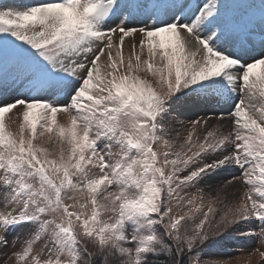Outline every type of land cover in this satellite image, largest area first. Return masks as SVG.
I'll return each mask as SVG.
<instances>
[{
  "label": "snow or ice",
  "instance_id": "1",
  "mask_svg": "<svg viewBox=\"0 0 264 264\" xmlns=\"http://www.w3.org/2000/svg\"><path fill=\"white\" fill-rule=\"evenodd\" d=\"M169 3L177 9L174 18L159 26L132 27L121 20L100 30L97 22L113 7H123L117 0H52L31 6L0 0V34L10 33L38 50L49 66L22 51L6 50L0 39V90L17 83L59 87L52 75L57 71L81 81L62 104L0 102V185L9 187L0 200V242L7 243L3 232L13 223L37 221L40 229L19 250L6 253L3 264L13 256L17 264H91L100 254L121 257L119 264H153L149 254L158 252L153 247L157 235L123 231L129 220L150 216L146 223L161 225L172 241L163 246L165 255L174 249L173 264H180L183 254L233 224L264 219V52L241 64L238 56L209 44L228 37H236L241 46L249 37L264 44V35L254 31L257 25L264 29V0ZM147 6L143 0L127 5L129 11ZM69 7L82 23L64 25L58 12ZM87 8L92 11L86 13ZM241 11L244 17L238 20ZM183 12H189V21L182 20ZM205 24L212 30L202 35ZM222 74L229 83L239 82L242 98L234 110L198 117L187 127L178 121L186 136L178 130L169 137L160 123L166 102L181 88ZM5 113L11 114L15 132L6 128ZM58 113L63 123L56 120ZM99 142L103 147L96 146ZM228 145L232 150L223 152ZM218 151L216 159H201ZM226 163L242 168L241 175L213 193L184 191ZM236 181L244 189L233 195V202L225 193ZM248 234L260 238V247L247 254L248 264L257 254L264 260V223L257 232L242 233ZM241 262L238 255L188 258V264Z\"/></svg>",
  "mask_w": 264,
  "mask_h": 264
},
{
  "label": "rangeland",
  "instance_id": "2",
  "mask_svg": "<svg viewBox=\"0 0 264 264\" xmlns=\"http://www.w3.org/2000/svg\"><path fill=\"white\" fill-rule=\"evenodd\" d=\"M51 1V0H49ZM19 3L31 6L41 3H49V2H37L36 0H19ZM118 4L123 5L120 9H117L113 12L111 11L107 16L112 20V24L107 27L99 28L100 30H106L110 26H115L123 20L124 24L132 26V27H140L142 25L148 24L151 22L154 26H159V22L155 20L156 17V8L153 0H143V3L148 5L147 7H142L139 10L132 11L129 14L128 10V0H117ZM169 17H166L167 21ZM202 35L204 32L203 27ZM11 36L10 33H2L0 34V39L6 40L5 37ZM6 46V50H10ZM139 51V48H137ZM260 53H255L252 56H257ZM125 60H127L128 49L125 48L124 52ZM34 61L38 62L37 59ZM45 67H49L47 62L40 61ZM53 78L56 80L59 77L56 76H69L70 78L62 81L60 86L56 89L51 86H46L41 90L42 86H39V90L34 85H29L26 83H17L11 86L0 90V102H6L13 99H38L44 100L49 103L53 101L56 104L65 103L72 95V93L79 88L81 81L76 79L73 76L68 75L64 72H55L52 73ZM209 87V88H225L227 98L216 99L214 94L211 93H200L191 92L189 97L183 99V95L186 93L196 89L197 87ZM239 82L235 81L229 83L223 74L219 77H212L205 81H199L196 84L189 85L187 88H181L178 90L172 97L166 102V110L160 113V123L163 125V129H167V134L169 137L176 135L179 130L182 135L187 134L185 129L180 128V124L177 122H183L185 127H187V123L193 120H196L198 117H217L221 114L227 115L232 112L235 108L237 102L242 98V94L238 90ZM234 89H237L234 91ZM224 90V89H223ZM38 91V93H37ZM35 93L34 97L30 99L31 94ZM45 94V96H43ZM59 123L60 120L64 122L65 117L62 113H59ZM10 113H5L6 120V128L15 132L16 127L12 125L9 121ZM8 118V119H7ZM57 120V119H56ZM212 127H216V121L212 120ZM211 130V129H209ZM225 130H231L230 128H226ZM47 146V145H45ZM97 147H103V142H99L96 145ZM114 148H118V145H113ZM232 150V146L228 145L222 149L223 152H229ZM219 156L218 152H208L202 155L201 159L205 162L216 159ZM243 169L237 167L235 164H224L221 167H217L214 170H209L208 172L201 175L194 183L190 184L187 188L184 189L186 193H195L198 189L203 190L206 193H213L215 189L224 184V182L232 179L233 177H238L241 175ZM244 185L236 181L235 187H228L226 189L225 196L233 200V195L237 193V191H243ZM9 191L8 186L0 185V200H2L3 193ZM233 202H235L233 200ZM69 204L72 201H68ZM163 210V209H162ZM205 211L207 210L205 206ZM219 209L217 210L216 218H218ZM107 218V216H105ZM150 219L149 217H137L132 220L126 222L123 231L129 235H146V234H156L157 230L155 225L149 226L146 221ZM191 221H187L185 227L190 231L191 229ZM264 223V219H256L254 217L249 218L247 220H241L238 223L233 224L229 227L224 233L219 236L210 237L208 240L204 242V244L199 245L198 247H194L192 252H190L189 257L196 255L199 253L201 259H209V258H223L229 256H240L242 258L241 264H248L247 254L253 251L254 249L260 247V238L253 234L242 235V233H254L259 231L260 226ZM39 223L37 221H30L27 223H13L7 226L6 230L3 232V236L7 243L0 242V264H3L5 259V254L10 253L13 247L17 248L15 250H19V247L22 243L30 238L32 235L38 233ZM39 243L37 244V249L39 248ZM264 250V249H261ZM103 256L104 254H100L95 256L96 258L99 256ZM107 258V264H116L119 263V260L122 259L117 255H104ZM7 264H17L16 257H12L7 261ZM251 264H264V260H262L258 254L251 257Z\"/></svg>",
  "mask_w": 264,
  "mask_h": 264
},
{
  "label": "trees",
  "instance_id": "3",
  "mask_svg": "<svg viewBox=\"0 0 264 264\" xmlns=\"http://www.w3.org/2000/svg\"><path fill=\"white\" fill-rule=\"evenodd\" d=\"M157 230L156 235L158 237V242L153 244V247L158 249V252L155 256H152V254H149L150 261L153 262H164V264H173L175 261V252L174 249L168 253V255H165V249L164 245H172V241L168 239L167 236L164 235V229L159 224H155V228ZM190 253H185L181 256L180 264H188V258ZM116 264H119L118 262H115ZM91 264H107V258L103 255L99 257H93ZM148 264V262H146Z\"/></svg>",
  "mask_w": 264,
  "mask_h": 264
},
{
  "label": "clouds",
  "instance_id": "4",
  "mask_svg": "<svg viewBox=\"0 0 264 264\" xmlns=\"http://www.w3.org/2000/svg\"><path fill=\"white\" fill-rule=\"evenodd\" d=\"M92 11L91 8L85 9V12ZM58 14L63 18L65 26L75 25L77 23H82L80 16L76 13L75 9L72 7L59 9Z\"/></svg>",
  "mask_w": 264,
  "mask_h": 264
},
{
  "label": "bare ground",
  "instance_id": "5",
  "mask_svg": "<svg viewBox=\"0 0 264 264\" xmlns=\"http://www.w3.org/2000/svg\"><path fill=\"white\" fill-rule=\"evenodd\" d=\"M38 3L39 2H52V0L51 1H49V0H36Z\"/></svg>",
  "mask_w": 264,
  "mask_h": 264
}]
</instances>
